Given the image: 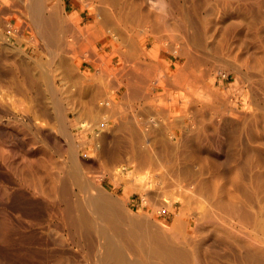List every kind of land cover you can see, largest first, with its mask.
Returning <instances> with one entry per match:
<instances>
[{
  "label": "rangeland",
  "instance_id": "obj_1",
  "mask_svg": "<svg viewBox=\"0 0 264 264\" xmlns=\"http://www.w3.org/2000/svg\"><path fill=\"white\" fill-rule=\"evenodd\" d=\"M29 1L0 0V264H94L70 171L141 248L264 264V0Z\"/></svg>",
  "mask_w": 264,
  "mask_h": 264
},
{
  "label": "bare ground",
  "instance_id": "obj_2",
  "mask_svg": "<svg viewBox=\"0 0 264 264\" xmlns=\"http://www.w3.org/2000/svg\"><path fill=\"white\" fill-rule=\"evenodd\" d=\"M44 1V0H43ZM11 2V1H10ZM31 7L35 8V19L36 22L40 23L39 25L45 26L46 24L43 22V18L41 17V0H31L29 1ZM28 4V3H27ZM45 4V3H43ZM29 6V5H28ZM32 8V10H33ZM48 8V7H47ZM45 9V8H44ZM53 12V11H51ZM50 13V12H49ZM51 14V13H50ZM52 14H55L54 12ZM47 14L46 16H48ZM56 17V15H53ZM50 17V15H49ZM54 17V19H55ZM52 15L50 17V22ZM30 19V18H29ZM34 19V20H35ZM47 19V18H44ZM54 21V20H53ZM57 21V20H56ZM65 21V20H64ZM63 21V22H64ZM33 22V21H32ZM35 22V24H36ZM43 22V23H42ZM49 22V23H50ZM55 22V21H54ZM59 22V21H58ZM61 22V20H60ZM62 22V23H63ZM66 22V21H65ZM45 24V25H44ZM53 24V22L51 23ZM55 24V23H54ZM66 24V23H65ZM38 26V24H36ZM48 25V24H47ZM46 25V26H47ZM69 25V24H68ZM53 26V25H51ZM58 26V25H57ZM64 26V25H63ZM35 27V26H34ZM55 27V25H54ZM29 28V27H28ZM46 28V27H45ZM45 35L47 34V30ZM49 29V26L47 27ZM46 28V29H47ZM51 28V27H50ZM64 28V27H63ZM94 28V27H93ZM37 29V28H36ZM40 29V28H39ZM43 29V28H42ZM54 29V28H53ZM56 29V28H55ZM68 29V28H67ZM34 30V29H33ZM52 30V28H51ZM49 30V31H51ZM31 31V30H30ZM41 31V30H40ZM44 31H41L44 33ZM53 31V30H52ZM51 31V32H52ZM93 31V30H92ZM38 32V31H37ZM39 32V34L41 33ZM90 32V31H89ZM88 32V33H89ZM94 32V31H93ZM32 33H34L32 31ZM54 33V32H53ZM48 35L47 37L49 36ZM43 34H41L42 36ZM35 36H38L35 34ZM91 36V35H90ZM46 39L48 40V38ZM50 37V36H49ZM86 37V36H85ZM84 37V38H85ZM95 37V36H94ZM123 37V36H122ZM130 37V36H129ZM39 38V36H38ZM89 39V37H86ZM91 39V38H90ZM47 40H45L47 42ZM74 40V39H73ZM50 41V39L48 40ZM52 41V40H51ZM63 42V41H62ZM127 42V41H126ZM54 43V41H53ZM87 43V42H86ZM50 44V43H49ZM132 44V43H131ZM47 45V44H46ZM62 45V44H61ZM128 47V46H127ZM136 49V48H135ZM124 51V50H123ZM121 52V51H120ZM128 53V52H127ZM178 55V54H177ZM182 55V54H181ZM87 56V55H86ZM93 58V57H92ZM127 59V58H126ZM96 62V61H94ZM143 62V61H142ZM137 63V62H136ZM50 64V63H49ZM134 64V63H133ZM132 64V65H133ZM138 64V63H137ZM98 65V64H97ZM102 66V65H101ZM140 67V66H139ZM148 67V66H147ZM60 68V67H59ZM74 68V67H73ZM100 68V67H99ZM103 68V67H102ZM107 68V67H106ZM110 68V67H109ZM108 68V69H109ZM151 68V67H150ZM63 69V67H62ZM98 69V68H97ZM153 69V68H151ZM102 70V69H101ZM106 70V69H105ZM113 70V69H112ZM117 70V69H116ZM149 70V69H148ZM109 71V70H108ZM152 71V70H151ZM110 72V71H109ZM150 72V71H149ZM94 73V72H93ZM104 73V71H103ZM101 74V73H100ZM107 74V73H106ZM109 74V73H108ZM153 74V73H152ZM111 75V74H110ZM112 77V76H111ZM148 77V76H147ZM129 78V76H128ZM49 79V78H48ZM110 81V80H109ZM137 83V82H136ZM143 83V82H142ZM145 84V83H144ZM110 85V84H109ZM129 86V85H128ZM139 86V85H138ZM136 86V87H138ZM145 86V85H144ZM125 87V86H124ZM147 87V86H146ZM127 88V86H126ZM128 89V88H127ZM138 89V88H137ZM141 90V89H139ZM147 90H144V92ZM83 92V91H82ZM130 92V91H129ZM128 92V93H129ZM143 92V93H144ZM104 93V92H103ZM142 93V92H141ZM142 93V94H143ZM131 94H137L135 88L131 89ZM145 94V93H144ZM143 94V95H144ZM219 94V93H218ZM129 95V94H128ZM123 96V94H122ZM134 96V95H133ZM142 96V95H141ZM146 96V95H145ZM131 97V96H129ZM126 98V97H125ZM128 98V97H127ZM126 98V99H127ZM132 98V97H131ZM144 98V97H143ZM123 99V97H122ZM133 99V98H132ZM110 102V101H109ZM100 104V103H99ZM105 106V105H104ZM122 107V106H121ZM151 108V107H150ZM114 109V108H113ZM117 109V108H116ZM53 110V109H52ZM88 110V109H87ZM103 110V109H102ZM93 111V110H92ZM104 111V110H103ZM85 113V112H84ZM105 113V112H104ZM154 113V112H153ZM107 114V112H106ZM194 114V113H193ZM94 115V114H93ZM89 116V115H88ZM115 116V115H114ZM96 118V117H95ZM109 118V117H108ZM144 120V119H143ZM167 122V121H166ZM139 124V123H138ZM169 124V123H168ZM121 127V126H120ZM135 129V128H134ZM123 131V130H122ZM194 131V130H193ZM138 133V132H137ZM140 135V133H139ZM139 139V138H137ZM165 143V142H164ZM120 145V144H119ZM172 154V153H171ZM144 156V155H143ZM137 157V156H136ZM74 159V158H73ZM136 164V163H135ZM129 165V164H128ZM74 167V166H73ZM72 167V169H73ZM154 167V166H153ZM75 168V167H74ZM76 169V168H75ZM125 168H120L119 173ZM69 170V169H68ZM74 172V170H72ZM68 172V171H67ZM158 172V171H157ZM75 175L77 174L74 173ZM71 171L69 174H66L68 177L62 183L60 188V193L63 196V202L66 208V216L68 227L74 231L75 234L79 236L83 244L86 246L88 250V255L92 259L94 264H192L185 252V248L179 246L178 244H174L171 239L162 235L161 233L150 231V234L147 236V244L145 247L141 248V239H138V242L134 241L122 232L119 226V217L120 210L115 207L114 202L111 199H107L103 197V195H99L97 191H92L89 189L90 186L87 182L85 183L79 182L77 180V175L75 176ZM81 176V175H80ZM81 179V178H80ZM83 179V178H82ZM85 181V180H83ZM69 182L71 184L76 183L79 188L78 191L81 193V197L74 196L71 194V190L68 187ZM166 182V181H165ZM73 185H71L72 188ZM75 187V186H74ZM76 188V187H75ZM92 188V187H91ZM78 189V188H77ZM96 190V189H95ZM154 197V196H153ZM79 198V199H78ZM146 199V198H145ZM113 202V203H112ZM118 206V205H116ZM123 212V211H121ZM122 215V214H121ZM142 215V214H141ZM125 217L124 215L122 218ZM144 217V216H143ZM142 217V219H143ZM146 219V218H145ZM177 219V218H176ZM123 220V219H122ZM121 220V221H122ZM126 220V219H125ZM120 221V223H121ZM132 221V219H131ZM139 222V221H137ZM126 223V222H125ZM131 223V222H130ZM136 223V222H135ZM145 223V222H143ZM132 224V223H131ZM130 224V225H131ZM138 224V223H136ZM121 225V224H120ZM133 226V225H132ZM137 226H141L142 229L149 231L147 224H138ZM136 227V226H135ZM173 227V226H172ZM129 228V226H128ZM151 228V227H150ZM155 228V227H154ZM137 230V229H136ZM139 231V230H138ZM157 231V230H156ZM131 232V231H130ZM161 232V229H160ZM168 232V231H167ZM136 233V232H135ZM179 233V232H178ZM129 234V233H128ZM141 234V233H140ZM165 234V233H164ZM183 234V233H182ZM137 235V234H136ZM178 235V234H177ZM144 236V235H142ZM134 237V236H133ZM141 237V236H140ZM145 237V236H144ZM178 237V236H176ZM190 237V236H189ZM138 238V237H137ZM79 239V241H80ZM137 240V239H136ZM143 245V244H142ZM141 246V247H140ZM184 248V249H183ZM191 259V258H190ZM195 263V262H194ZM193 263V264H194Z\"/></svg>",
  "mask_w": 264,
  "mask_h": 264
}]
</instances>
